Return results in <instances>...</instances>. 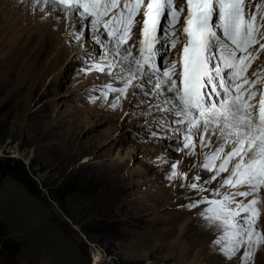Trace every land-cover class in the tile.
<instances>
[{
    "label": "rangeland",
    "instance_id": "374dc122",
    "mask_svg": "<svg viewBox=\"0 0 264 264\" xmlns=\"http://www.w3.org/2000/svg\"><path fill=\"white\" fill-rule=\"evenodd\" d=\"M174 4L179 7L180 0ZM144 6L122 45L133 56L139 55L143 38ZM186 14L185 6L172 26L175 46L165 44L163 68L177 62L173 79L178 86ZM79 20L73 26L60 9L33 7V0H0V162H23L42 196L0 169V264H95L97 251L105 260L100 264H241L243 246L226 257L223 242L214 243L222 230L198 215L208 205L182 207L193 197L217 198L213 190L229 175L222 172L204 184L214 174L202 167L204 154L214 150L216 137L202 149L193 129L195 148L187 154L184 131H173L182 128L175 109L170 112L171 105L163 103L173 95L166 87L158 96L154 86L145 85L131 107L132 86L124 95L109 91L105 98L106 84L122 87L113 79L121 60L110 52L114 44L102 25L95 30L104 42L99 44L90 22L81 25ZM77 27L79 39L70 36ZM159 55L153 58L157 63ZM253 55L249 78L254 71L264 75V50ZM97 63L105 70L93 67ZM108 63L116 65L112 75ZM148 89L151 94L141 101ZM117 97L116 107H110ZM177 146L182 150L173 151ZM170 162H178L177 172L187 178L169 179ZM68 182H76L80 191L60 202L55 190ZM192 182L207 191L190 189ZM220 191H228L227 186ZM259 198L258 229L264 233V188ZM252 264H264V246L255 250Z\"/></svg>",
    "mask_w": 264,
    "mask_h": 264
},
{
    "label": "snow or ice",
    "instance_id": "6c2138e0",
    "mask_svg": "<svg viewBox=\"0 0 264 264\" xmlns=\"http://www.w3.org/2000/svg\"><path fill=\"white\" fill-rule=\"evenodd\" d=\"M36 5L60 9L73 26L77 17L81 25L85 21L90 22L99 44L104 42L100 40L101 33L95 30L102 25L108 42L114 44L110 52L121 60L120 70L113 79L122 82L119 88L106 84L102 92L105 98L109 91L124 95L132 86L135 91L131 107L145 85L154 86L158 96L166 87L167 92L173 95L166 97L163 103L171 105L168 111L175 109V116L179 118L175 122L182 128L173 131H184L183 148L189 149L187 154H193L195 148L193 129L199 133L202 149L211 143L213 136L216 137L214 150L204 154L202 167L214 172L204 184L211 183L222 172H229V175L213 190V196L217 198L196 200L193 197L182 207L208 205L198 215L209 225L222 230V236L214 243L223 242L220 250L229 259L243 246L240 262L252 264L255 250L264 246V233L258 229L259 192L264 188V75L254 71L249 78L246 73L256 58L253 53L264 50V0H180L179 7L175 6L174 0H147L146 6L145 0H33V7ZM142 6L143 38L139 55L133 56L132 49L122 48V45H125L134 18ZM185 6L187 14L183 21V34L186 42L179 60L178 86L177 79H173L177 62L168 68H163V62L167 58L165 44L170 41L175 46L177 42L171 40L170 34L175 31L172 26L179 21ZM79 31L77 27L70 36L79 39ZM157 44L159 47H154ZM256 45L258 49L254 47ZM157 53H160L159 63L153 59ZM213 57L215 65L211 64ZM93 67L105 70L99 63ZM114 67L115 64L108 63L109 75H112ZM150 94L151 89L145 90L141 101ZM118 100L119 97L110 107H116ZM142 112L146 114L147 109ZM126 115L130 117L133 113ZM151 135L155 137L156 132ZM176 142L179 143L178 137ZM226 147L230 148L227 152ZM172 150L182 149L177 146ZM217 160L220 161L218 165ZM177 163L170 162L172 172L169 179L178 174L186 179L187 173L177 172ZM199 179L198 175L193 177L194 181ZM225 186L228 191L221 192ZM188 187L199 192L207 191L196 182ZM248 196L252 199L245 202L242 198Z\"/></svg>",
    "mask_w": 264,
    "mask_h": 264
},
{
    "label": "trees",
    "instance_id": "16d2710c",
    "mask_svg": "<svg viewBox=\"0 0 264 264\" xmlns=\"http://www.w3.org/2000/svg\"><path fill=\"white\" fill-rule=\"evenodd\" d=\"M2 172L12 173L16 180L21 183L31 194L41 198L40 185L33 175L29 172L26 165L21 161L14 159H5L0 162ZM76 182H68L63 186L56 188L54 195L57 200L63 202L67 197L79 192ZM101 229V228H100Z\"/></svg>",
    "mask_w": 264,
    "mask_h": 264
},
{
    "label": "bare ground",
    "instance_id": "6f19581e",
    "mask_svg": "<svg viewBox=\"0 0 264 264\" xmlns=\"http://www.w3.org/2000/svg\"><path fill=\"white\" fill-rule=\"evenodd\" d=\"M94 257H95V259H94V261H95V264H100V263H102L103 262V255L101 254V252L100 251H97L95 254H94ZM105 261V260H104Z\"/></svg>",
    "mask_w": 264,
    "mask_h": 264
}]
</instances>
